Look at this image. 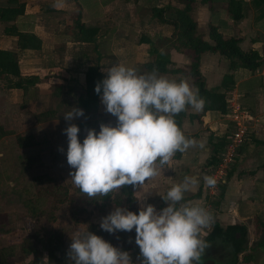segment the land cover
Returning <instances> with one entry per match:
<instances>
[{
	"label": "crops",
	"instance_id": "1",
	"mask_svg": "<svg viewBox=\"0 0 264 264\" xmlns=\"http://www.w3.org/2000/svg\"><path fill=\"white\" fill-rule=\"evenodd\" d=\"M20 1L24 3V12L16 17L14 23L18 27L17 20L29 19L27 23H32L33 29L28 31L41 39V47L19 50L14 45L15 36L3 32L0 35V48L14 49L18 57L21 56L18 60L20 74L33 77V83L25 90L6 88V85L0 87V124L13 134L31 135L35 140L44 134L52 137L51 147H58L66 153L67 137L62 129L69 123L78 125V138L81 140L88 128L98 131L101 123L114 125L116 118L104 110L99 96L96 109L82 108L83 115L71 121L64 119L63 114L71 107L81 108L77 101L85 95V72L93 65L97 66L102 78L106 75L104 69L117 63L135 67L138 72L156 69L158 74L168 79L186 80L196 90L189 72L191 55L177 50L171 37L174 30H185L188 23L175 10L177 0ZM238 1L242 14L238 20L227 10L228 0H196L194 7L197 30L204 40L212 43L208 28L213 24L222 34L239 38L242 50L254 49L262 59L256 68L240 64L232 68L230 60L218 52L204 51L200 55L198 69L204 77L205 87L218 90L224 86L223 76L229 75L230 78L224 81L225 93L236 91L241 105L252 109L259 118L250 126L249 135L228 172L212 214L214 222L222 227L234 223L246 226V252L256 251H252L253 260L248 262L241 261L239 254L238 263L264 264V250L257 242L261 234H254L253 221L257 217L264 222V14L257 17L259 12L251 0ZM38 52H41V57L35 55ZM160 56L166 57L164 71L157 68ZM22 104L26 108H22ZM32 108L35 109L32 112L35 118L29 113ZM26 111L30 114L29 119L24 117L27 116L23 113ZM226 126L227 120L219 111L203 112L202 109L197 111L186 107L180 128L186 136L194 138L197 145L190 146L183 153L177 152L178 155L169 160L160 174L133 188L134 205L139 208L142 203H150L157 210L161 209L166 205L161 196L172 184L180 182L185 174L198 182L184 194L182 202L200 205L206 186L203 177L209 175V168L222 149L227 135ZM43 150L40 149L39 158L45 166L49 157H44ZM48 165L49 168L55 166V174L61 178L63 170L66 174V169L70 170L66 155L63 161ZM3 198L6 197L0 194V213L5 212L6 207L11 208L4 204ZM229 252L227 244L219 240L210 241L199 264H231ZM54 257L55 264L63 263V258ZM130 257L138 262L131 254Z\"/></svg>",
	"mask_w": 264,
	"mask_h": 264
},
{
	"label": "clouds",
	"instance_id": "2",
	"mask_svg": "<svg viewBox=\"0 0 264 264\" xmlns=\"http://www.w3.org/2000/svg\"><path fill=\"white\" fill-rule=\"evenodd\" d=\"M104 71L94 91L104 110L116 118L115 124L101 123L98 131L88 128L82 140L77 124L62 129L69 176L89 197L108 195L123 185L141 186L160 174L176 152L196 146L197 141L177 125L175 115L188 106L199 111L205 103L186 80L168 79L156 69L138 72L117 63ZM81 115L83 109L75 106L63 114L66 121ZM203 179L209 188L217 184L213 175ZM197 182L185 174L161 196L166 205L159 210L150 203H142L135 212L116 206L101 217L100 228L109 233L134 229L138 262L129 251L87 229L71 237L67 253L71 264H199L207 247L200 233L214 222V216L205 206L182 202Z\"/></svg>",
	"mask_w": 264,
	"mask_h": 264
},
{
	"label": "trees",
	"instance_id": "3",
	"mask_svg": "<svg viewBox=\"0 0 264 264\" xmlns=\"http://www.w3.org/2000/svg\"><path fill=\"white\" fill-rule=\"evenodd\" d=\"M176 12L183 15L188 23L185 30H175L172 32L173 46L179 50L187 52L191 55V63L189 72L193 77V83L196 86V90L201 97H203L205 103L202 111L216 110L221 113L226 111V93L225 82L230 78L229 75L223 76L224 86L218 90L207 89L204 83V77L199 72V60L200 55L204 51L218 52L220 55L230 60V67L234 68L240 64L247 68H256L261 64V56L254 49L244 51L239 46V38L232 35H225L218 31L217 27L213 24H209L208 35L212 40V43L203 39L200 32L197 30V21L194 16V7L196 0H177ZM251 4L257 8V17L264 14V0H251ZM226 8L231 12L233 18L238 20L241 18V3L238 0H228ZM24 3L18 0H7L6 3L0 4V20L8 22L3 32L6 35L16 37V48L21 49H39L41 47V39L33 32L19 29L14 20L18 15L23 14ZM157 61V68L159 70H166L164 63L165 56L159 57ZM0 75L18 77L16 81H10L7 87H16L27 89L33 83V77L22 76L20 74L19 61L17 51L14 49L0 48ZM102 79V74L98 71L97 66H89L85 72V95L78 98L77 105L84 110L96 109L98 105L99 94L94 91V86ZM225 81V82H224ZM228 87V86H227ZM185 114V110L175 115V122L180 127L181 119ZM0 132L3 133L0 126ZM0 133V135L2 134ZM20 145L25 146L22 142V138L18 137ZM30 140V139H29ZM29 142H33V139ZM35 143V141L33 142ZM177 156V152L174 154ZM73 186L72 193H69L67 186L64 188L59 187H38L36 195L27 197L22 200V205L25 207L27 214L30 217H36L37 215H43L46 212L45 205L49 194L59 195V201H67L71 204V217L77 220V213L92 210H98L104 212L106 215L114 209L116 206H126L129 210L137 211L138 208L134 205L135 197L133 195L132 185H123L121 188L113 190L108 195L89 197L85 193L81 192L72 181ZM70 185V184H69ZM71 186V185H70ZM91 206V210H87L86 207ZM47 213V212H46ZM47 218L53 219L51 212H48ZM76 216V217H75ZM80 220V219H78ZM256 230L255 235H260L258 239V245L264 246V222L259 218L254 217ZM91 230H95L94 234L101 236L103 239L109 241L113 246L119 247L123 250H132L135 254L134 259H141L139 257V247L135 244L134 229L132 231H117L109 233L106 230H102L98 226L90 225ZM246 226L243 223H234L225 227L220 226L214 222L210 232L205 235L204 239L207 243L214 240H219L229 246L231 252V264L238 263V255L241 254V261L248 262L253 260V253L246 252ZM16 244L7 245L0 248V264H8L7 256L11 255L14 251ZM252 249V248H251ZM24 251L27 253L35 252L37 255V249L34 246L27 245L24 247ZM32 263L35 262V258L32 259ZM38 264H44L43 261H38ZM214 264V263H213Z\"/></svg>",
	"mask_w": 264,
	"mask_h": 264
},
{
	"label": "rangeland",
	"instance_id": "4",
	"mask_svg": "<svg viewBox=\"0 0 264 264\" xmlns=\"http://www.w3.org/2000/svg\"><path fill=\"white\" fill-rule=\"evenodd\" d=\"M18 1L22 3V1ZM6 2L7 0H0V4ZM20 20H17L16 23L21 30L28 31L33 29V24L31 23L30 25L27 23L29 19L20 18ZM3 23H5V26L9 24L4 21ZM5 26H3L2 22L0 23V35ZM47 26L51 27L49 24ZM14 45L16 47V44ZM35 55L41 57V52H38ZM46 55L49 54L46 53ZM19 57L21 56L19 55ZM7 77L9 78L0 75V87L1 85H6V88H8L7 84L12 81L9 79H19L18 77L13 76ZM22 108H26V106H23L22 104ZM27 111H29V109ZM27 111L23 113L26 115ZM33 111H35V109L31 110L29 113H31L32 118H35L33 117V114H35L32 113ZM248 111L254 118L252 122H249V125L252 126L253 123L259 121V118L253 114L254 111L252 109ZM29 113L27 116H24L26 119H29ZM27 121L29 122L31 120ZM0 126L3 131V133L0 132L2 133L0 135V194L6 197L3 198L5 199L4 204L11 206V208L6 207V211L0 213V248L16 244L13 253L7 256L8 264H38V261H43L44 264H55L54 260L56 256L54 257V255H57L60 260H62V258L65 260H63L62 264L71 263V260L67 255L68 247L71 243V237L75 236L78 232L87 229L95 233V230L90 229V225L100 227V219L106 214L98 210H92L91 212L89 211V213L88 211H85L77 213V217L75 216L77 220H75L71 217V204L68 200L59 201V199H57L59 198V195L49 194L45 205L47 213L44 212L43 215L30 217L27 214L25 207L22 205V200L36 195L38 187L56 186L64 188V186H67L69 193H72L73 186L69 176L70 170L66 169L68 170V175L66 174V171L63 172V170L61 178L58 174H55L56 170L54 168L56 167L51 166L49 168L48 165L51 162L63 161L65 153L58 147H51L52 144L50 142L52 141V137H47L43 134L42 137L38 136L39 140H35L31 135L13 134L12 131L4 129L1 124ZM42 128L44 127L41 126V129ZM18 137H21L22 142L27 144H25V146L20 145L17 139ZM29 139H33V142L35 141V143L29 142ZM41 148L44 149V157H49V160L47 161L48 164L46 163L45 166L39 158ZM219 195L220 192L217 197H219ZM7 209L11 210L7 211ZM86 209L91 210L92 207L87 206ZM48 212L52 213V216L54 217L53 219L49 220L47 218ZM30 243L37 249V255L35 252L27 253L24 251V247H27ZM260 248L264 250L262 246ZM128 251L132 256L135 254L132 250ZM252 251L255 252L256 250L252 249ZM230 253L231 252H229V262L231 260ZM33 258H35L34 263L31 262Z\"/></svg>",
	"mask_w": 264,
	"mask_h": 264
},
{
	"label": "built area",
	"instance_id": "5",
	"mask_svg": "<svg viewBox=\"0 0 264 264\" xmlns=\"http://www.w3.org/2000/svg\"><path fill=\"white\" fill-rule=\"evenodd\" d=\"M226 104V111L222 113L227 120L226 139L215 163L209 168V175L216 177L217 184L214 188L205 186L202 203L200 204L211 212L215 206L216 197L226 182L228 172L233 166L242 144L249 135V122L254 120L248 109L244 108L239 102V94L236 91L229 90L226 92ZM211 229V225L203 229L200 233L201 238L207 235Z\"/></svg>",
	"mask_w": 264,
	"mask_h": 264
}]
</instances>
